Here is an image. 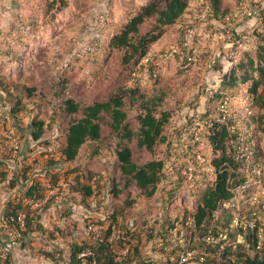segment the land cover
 <instances>
[{"label": "rangeland", "instance_id": "1", "mask_svg": "<svg viewBox=\"0 0 264 264\" xmlns=\"http://www.w3.org/2000/svg\"><path fill=\"white\" fill-rule=\"evenodd\" d=\"M126 3L130 9H138L144 0H0V253L8 264H66L68 255H63L64 251L71 248V243L81 241L85 232L87 211L84 204L76 203L80 200L75 197L84 194L86 185L92 187L88 203L110 205L125 222H132L144 242L142 247L153 240L147 235L171 226L174 219L192 210L191 185L178 189L172 200H168V179L159 184L153 195H147L133 182L125 185L114 152L116 140L105 124L102 144L87 141L74 160L65 161L61 151L68 123L80 117L79 113L66 112L67 99L84 106L109 98L118 88L138 86L153 94L158 84L166 83L176 91L167 98L172 109L164 127L168 142L174 143L178 137L181 139V133L191 142L190 114L216 106L219 93L229 97L232 115L239 121L248 118L243 93L235 90L233 94L222 83L233 46H229L232 35H225L219 21L211 22L204 12L197 14L200 5L192 1L193 14L186 16L190 25L179 22L164 27L159 39L148 45L151 60L147 65L156 71L155 80L147 65L139 67V62L146 59L124 64L121 51L108 45L109 38L132 14V10L125 14ZM257 7L261 13L264 7ZM245 16L235 21L243 31H251L253 22ZM189 28H193V37L184 46V34ZM261 35L255 37V43H264V29ZM180 100L191 109L181 110L177 106ZM136 112L134 108L130 110L131 120ZM35 116L43 122L38 139L31 135L36 128L31 122ZM204 125L202 121L199 138L193 144V150L202 155L203 165H191L203 176L191 179L186 171L191 183L199 186L198 193L213 184L215 173L210 161L219 155L213 152ZM231 143L236 173H242L250 187L243 192L234 191L233 197L225 205L222 203L218 216H228L223 225L217 224L216 217L206 222L228 232L222 246L203 241L195 245L208 264H230L228 261L234 262L238 253L250 257L264 254V171L258 173L264 164V135H255L244 125ZM165 151L164 144L157 156L164 157ZM135 154L140 163L148 158L140 156L139 151ZM242 155L244 170L236 158ZM33 182L39 185L41 195L34 197V202H27L32 198L25 191ZM17 205V212L28 209L35 217L26 234L18 235L7 220ZM234 216L252 226L230 228ZM198 232L202 236L204 230L199 228ZM157 235L154 239L160 238Z\"/></svg>", "mask_w": 264, "mask_h": 264}, {"label": "trees", "instance_id": "2", "mask_svg": "<svg viewBox=\"0 0 264 264\" xmlns=\"http://www.w3.org/2000/svg\"><path fill=\"white\" fill-rule=\"evenodd\" d=\"M192 1H196L200 5L197 14L204 12L208 20H211V22L213 20L219 21L221 28L224 27V30L231 32L232 36L229 41L234 42L243 33L251 34L249 46L241 49L235 62L228 56L229 66L222 80L223 85L228 87L231 93L234 94L235 90L243 93L245 99L244 109L248 118H240L239 121L237 116L232 115L230 99L228 96H223V92L219 93V96L216 95V104L218 105L228 97L229 118H225L223 121L217 120V116L221 115L217 105L199 113L200 119L205 122L204 126L208 128V139L213 152H219V155L213 157L210 161L215 173L213 184L205 186L198 193L196 187L199 186L193 185L189 179L190 177L188 176V178L186 175L189 166H199L198 153L193 150L194 143L188 142L187 139L181 140L179 137L175 143L168 142L167 136L164 134V127L168 123L172 109L167 103V98L174 96L176 93L166 83L158 84V87L155 88L156 92L153 94L140 90L138 86L118 88L119 91L109 98L97 100L84 106L73 99H67L65 101L66 112L69 114L79 113L80 117L73 118L68 123L61 157L65 161L74 160L81 146L87 141L102 144L104 140L102 124H105L116 140L114 152L121 175L125 179V185L133 182L147 195H153L157 192L159 184L168 179L171 182V185L167 187L168 200L174 199L177 190L184 185H191L189 192L193 196V207L188 214L193 215L197 225H200L213 218L214 213L220 214L219 210H221L222 203L233 197L235 186L245 179L242 173H236L237 166L233 156H231L234 150L231 141L238 138L244 125L247 130L251 129L255 135H264V43H255V37L262 36L261 32L264 29L255 26L263 16L264 8L261 7V16L256 19L252 17L250 12L245 14V17L253 22L251 31H243L240 29V24L233 19L237 11L243 10L249 4L261 6L262 0H144V4L138 9L136 7L130 9L126 3L124 7L125 14H128L130 10H132V14L127 15V20L121 26L119 32L109 38L108 45L121 51L122 63L128 64L132 60L138 62L139 59H146L144 60L146 62H139V67H144L151 60L149 59L150 49L148 45L159 39L164 27L186 22V16L191 13L190 4ZM146 23L149 24V27L146 26ZM186 24L190 25V22H186ZM145 26L146 29L144 30ZM146 67L147 71H150V75L156 80L158 78L156 71L152 70V66L148 68L147 65ZM177 106L185 111L191 109L188 105H184L182 101ZM133 108L138 112H136L134 120H131L129 115L130 110ZM194 113L196 111L190 114V116L192 115L191 118ZM187 115L189 117L188 113ZM208 120L211 123H208ZM31 122L36 127L31 131V135L33 139H38L42 134L43 122L40 119L38 120L36 116ZM164 144L166 145L164 157L159 158L157 152ZM136 151L140 152V156L148 155V158L140 163L136 157ZM38 186L37 182L31 183L25 191L26 196L32 199L40 196ZM116 192H120V189H116ZM91 193L92 187L86 185L84 194L75 197L76 201L80 200L76 203H82L85 207L88 206ZM18 206L13 208L10 212L12 215L7 217V220L11 223L13 221L11 217L15 219L17 217L16 208ZM113 212L116 214L115 209ZM24 213L25 230L22 229L20 233L26 234L30 232L35 217H33V212L28 209ZM185 216L183 214L180 219ZM222 216L223 213L215 220L218 225H223V221H226L228 217L223 218ZM12 224L17 226L16 221ZM128 224L133 227L132 222L124 221L126 227ZM171 226L168 224L163 230L150 236L147 235V237H152L151 239L154 241L156 240L154 238L158 236L157 234H160L158 239L164 240ZM214 228L219 229L221 227L214 225ZM127 229L128 235L136 238V243L133 245V254L140 258L141 251L144 248L141 244L144 245V242L140 234H137L134 229ZM89 243L88 239L71 243V260L76 261L77 252ZM95 251L98 264H124L128 260L126 256L121 262H116L114 260V247L107 242L97 243ZM5 262L8 264L7 259H5ZM228 262L230 264H264V254H256L250 257L238 253L234 262ZM203 264L208 263L204 261Z\"/></svg>", "mask_w": 264, "mask_h": 264}, {"label": "built area", "instance_id": "3", "mask_svg": "<svg viewBox=\"0 0 264 264\" xmlns=\"http://www.w3.org/2000/svg\"><path fill=\"white\" fill-rule=\"evenodd\" d=\"M250 5L246 6L243 10L236 12L233 19H242L248 12L252 14V17L257 18L260 15V8L257 7V4ZM261 5L264 7V2H262ZM204 18L205 16H203L202 19ZM255 26L260 29L264 28V14L259 21H257ZM99 27L100 26L98 25L96 26V28ZM193 32V28L186 29L183 39L184 46H187L191 42ZM225 32V35H231L229 30H226ZM221 36L223 38V33ZM250 40L251 35L249 33H243L237 37L234 42H230L229 46L233 47L229 50L228 55L233 62L238 59L241 49L249 46ZM228 104L229 99L227 97L217 105V108L221 111V115L217 116V120L223 121L225 118H229ZM1 123L2 111L0 110V125ZM209 123L211 122L209 121ZM188 124L189 133H191V135L193 134L191 142L194 143L199 138L198 132L199 128L202 126L200 114L194 113ZM180 136L181 139L187 138L183 133H181ZM197 155L198 164L203 165L201 153H198ZM236 158L240 161L241 169L244 170L246 168L245 158L243 155L240 157L237 156ZM261 170L264 171V164L258 168V173H260ZM188 172L191 179L203 176L201 172H196L192 166L188 167ZM249 187L250 182L247 179H244L235 186L234 191L243 192L249 189ZM34 201V199H27V202ZM225 203L226 202L224 201L223 204L225 205ZM85 210L87 211V214L84 215L85 232L83 234V239H88L90 243L84 245L77 252L76 261L71 260V248L64 251L63 255H68L66 264H98L95 246L100 242H107L114 247V260L116 262H121L127 256L128 260L125 261L124 264H203L204 255L200 254L195 245L203 241L208 245L222 246L228 238V232L224 229H215L213 224H206L205 222L197 225L195 217L188 214L182 219H174L173 225L170 227L168 235L164 240H150L142 249L141 257L137 258L133 254V245L136 243V238L127 233V228H134L130 224L126 227L122 216L114 214L113 208L110 205H106V207H98L97 201H90L88 206L85 207ZM213 217L217 218L218 214L214 213ZM11 219L13 220L12 223L16 221L17 226L14 225V229L16 230V233L20 235V231L24 229V211L17 212L16 219L12 217ZM229 225L230 228L245 229L248 226H252V223H247L240 216H234ZM199 228L204 230L202 236L199 235ZM77 242L81 241L77 240ZM2 253L4 254V251H2ZM0 256V264H6V257H3L1 253ZM60 264L63 263L61 262Z\"/></svg>", "mask_w": 264, "mask_h": 264}]
</instances>
